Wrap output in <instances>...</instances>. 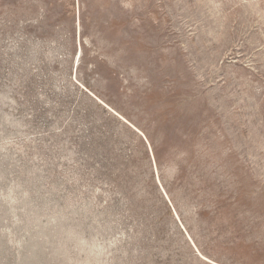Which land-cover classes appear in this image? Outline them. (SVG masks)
<instances>
[{
    "label": "rangeland",
    "instance_id": "obj_1",
    "mask_svg": "<svg viewBox=\"0 0 264 264\" xmlns=\"http://www.w3.org/2000/svg\"><path fill=\"white\" fill-rule=\"evenodd\" d=\"M0 264H264V0H0Z\"/></svg>",
    "mask_w": 264,
    "mask_h": 264
},
{
    "label": "water",
    "instance_id": "obj_2",
    "mask_svg": "<svg viewBox=\"0 0 264 264\" xmlns=\"http://www.w3.org/2000/svg\"><path fill=\"white\" fill-rule=\"evenodd\" d=\"M141 136L144 138V136L141 134ZM144 140H145V138H144ZM146 141V140H145Z\"/></svg>",
    "mask_w": 264,
    "mask_h": 264
}]
</instances>
